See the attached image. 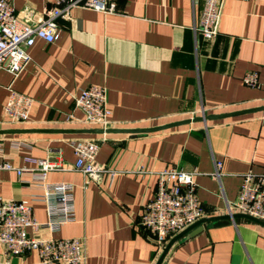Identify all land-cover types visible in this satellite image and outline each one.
I'll use <instances>...</instances> for the list:
<instances>
[{"label":"crops","instance_id":"0c3cea01","mask_svg":"<svg viewBox=\"0 0 264 264\" xmlns=\"http://www.w3.org/2000/svg\"><path fill=\"white\" fill-rule=\"evenodd\" d=\"M11 2L19 20L33 24L54 4ZM113 2L112 13L72 8L69 18L56 19L57 40L37 39L28 49L31 61L17 77L0 70V163L12 167L0 172V197L32 198L34 218L44 221L46 207L35 199L41 190L32 183V171L37 159L48 157L61 166L49 171L47 180L74 184L77 219L54 237H85L84 264H156L168 242L187 228L169 235L161 247L139 224L159 171L194 172L207 218L227 214L243 175L264 169V110L259 109L264 106V0H225L211 40L195 28L203 0ZM248 71L257 72V86L243 82ZM92 84L106 88L109 132H87L100 128L82 123L75 106L74 97ZM10 89L33 98L28 123L5 122ZM229 113L154 131H125ZM76 138L98 142L96 162L116 170L111 181L106 175L89 180L74 168L70 141ZM217 161L219 179L213 176ZM22 167L27 170L18 175ZM202 227L177 239L161 264H264L263 221L239 216ZM3 259L40 260L35 251L5 258L0 245Z\"/></svg>","mask_w":264,"mask_h":264},{"label":"built area","instance_id":"2783aa9c","mask_svg":"<svg viewBox=\"0 0 264 264\" xmlns=\"http://www.w3.org/2000/svg\"><path fill=\"white\" fill-rule=\"evenodd\" d=\"M225 0H203L197 32L206 40L213 39L219 31V23ZM74 7L87 8L103 13L115 12L113 0H54L46 11V17L38 23L22 22L15 13L11 0H0V70L8 71L17 77L31 61L28 49L37 39L52 43L57 40L59 28L57 18H69ZM243 82L255 87L258 85L256 71H248ZM34 100L14 89L9 90L4 105L5 122L24 124ZM75 106L83 113L81 122L96 126L105 131L111 126V111L107 102L106 88L89 85L74 97ZM204 114V113H203ZM204 116V115H203ZM75 155L74 168L87 179L101 181L106 175L112 180L116 170L96 162L98 142L93 138H76L70 141ZM16 142L15 148L20 149ZM32 183L41 190L35 197L46 207V219L34 218L31 201L27 199L4 200L0 197V245L6 257H21L28 251H35L40 260L37 264H84L86 260L85 237L57 238L61 226L76 222L74 205V184L64 181L49 182V171L61 165L46 157L36 160ZM213 176L220 177L221 161H217ZM8 162L0 163V172L11 169ZM26 168H18V175ZM194 172L174 167L157 173L154 197L147 202L140 213L139 224L148 231L158 246H163L167 237L198 221L205 216V209L196 196ZM243 213L264 222V169L261 172L248 171L242 177L237 200L228 205V213ZM46 231L49 236H39ZM0 264H13L3 259Z\"/></svg>","mask_w":264,"mask_h":264},{"label":"water","instance_id":"95a60500","mask_svg":"<svg viewBox=\"0 0 264 264\" xmlns=\"http://www.w3.org/2000/svg\"><path fill=\"white\" fill-rule=\"evenodd\" d=\"M259 109L264 110V106L260 107ZM243 112H245V111H242L241 113H243ZM232 114L233 113L221 114V115H204V116H201V117H198V118H191V119H187V120L181 121V122L170 123V124H167V125H164V126H161V127L150 128V129H126L125 131H127V132L154 131V130H159V129L172 127V126H175L177 124H181V123H185V122L188 123V122L196 121V120H206V119L221 117V116H225V115H232ZM86 131L87 132H109L110 130L106 129L105 131H103L102 129H98V130H86ZM239 216H244V217H248V218H252V219H257L255 217H252V216H249V215L243 214V213H233V214H225V215H221V216L202 218V219L196 221L195 223H193L192 225H190L189 227H187L186 229H184L183 231H181L180 233H178L176 236H174L168 242L166 247L163 249V252H162V254H161V256L158 259L156 264H161V262L163 261V259L165 258V256L169 252L170 248L172 247V245L175 243V241L177 239L181 238L182 236H184L186 234L193 235L197 231H200L203 228L202 224L205 223L206 221H212L214 225H222V224L227 223L229 220L234 219V218L239 217Z\"/></svg>","mask_w":264,"mask_h":264}]
</instances>
